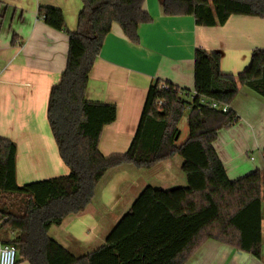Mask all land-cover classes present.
<instances>
[{
  "label": "trees",
  "instance_id": "trees-1",
  "mask_svg": "<svg viewBox=\"0 0 264 264\" xmlns=\"http://www.w3.org/2000/svg\"><path fill=\"white\" fill-rule=\"evenodd\" d=\"M82 3L75 32L67 30L62 11H38L69 38L67 67L51 90L48 121L70 173L20 186L17 145L0 137V248L14 246L17 264H186L212 239L264 263V170L231 181L213 146L221 130L240 120L231 109L240 86L264 98V51H254L250 66L234 76L221 71L219 52L198 48L194 92L155 81L130 148L105 157L99 145L104 128L117 120V108L86 100L90 75L113 24L139 44L140 27L153 20L145 0ZM162 8L168 17L191 16L200 27L223 26L234 15L264 18V0H163ZM187 110L189 137L178 146ZM175 156L183 160L187 186H147L99 248L75 256L49 236L53 227L89 209L110 170L152 169Z\"/></svg>",
  "mask_w": 264,
  "mask_h": 264
},
{
  "label": "crops",
  "instance_id": "crops-1",
  "mask_svg": "<svg viewBox=\"0 0 264 264\" xmlns=\"http://www.w3.org/2000/svg\"><path fill=\"white\" fill-rule=\"evenodd\" d=\"M162 1L145 0L144 10L153 21L140 27L139 44L113 24L90 75L86 100L117 108V120L104 128L99 145L105 157L123 155L130 148L155 81L194 92L198 48L219 52L221 71L234 76L249 66L254 50H264V18L234 15L223 26L200 27L191 16H165ZM0 5V137L17 145V182L23 186L66 176L70 170L53 138L48 102L67 67L69 38L49 27L38 11L41 7L62 11L67 30L75 32L82 0H0ZM231 109L240 120L221 130L213 146L228 178L236 181L264 170V98L240 86ZM168 162L155 168L163 170ZM162 183L164 190L179 187L175 177ZM121 200L115 199L114 207ZM90 209L69 217L70 238L82 243L102 238ZM186 264L264 263L211 239Z\"/></svg>",
  "mask_w": 264,
  "mask_h": 264
},
{
  "label": "rangeland",
  "instance_id": "rangeland-1",
  "mask_svg": "<svg viewBox=\"0 0 264 264\" xmlns=\"http://www.w3.org/2000/svg\"><path fill=\"white\" fill-rule=\"evenodd\" d=\"M188 116L189 110L185 112V115L179 123L181 136L179 138V141L177 142L178 146L182 145L189 137ZM182 164V158L180 156H175L163 166L165 167L163 170H160L161 168L139 169L134 166H127L120 169L110 170L100 182L96 198L91 205L92 210L90 209L89 211V213L94 214L95 218L98 220L101 226L102 238L93 239L91 243H82V239L70 238L72 237L71 229H69L68 231L67 228V225L70 222L69 218H67L61 226L53 227L49 231V236L60 243L64 248H66L75 256H83L91 253L93 250L103 245L108 233L117 224V222L130 210L136 198L147 186L164 189L166 187H164L165 184H163L162 182L175 177L178 182V188L186 187L187 180L181 170ZM116 182H118L119 184L115 185ZM118 198H122V203L117 207H114V200ZM19 264L29 263L21 262Z\"/></svg>",
  "mask_w": 264,
  "mask_h": 264
},
{
  "label": "built area",
  "instance_id": "built-area-1",
  "mask_svg": "<svg viewBox=\"0 0 264 264\" xmlns=\"http://www.w3.org/2000/svg\"><path fill=\"white\" fill-rule=\"evenodd\" d=\"M165 88V87H164ZM214 108H217V104H212ZM228 108H223L224 112H227ZM19 260V253L14 246L3 245L0 248V264H17Z\"/></svg>",
  "mask_w": 264,
  "mask_h": 264
}]
</instances>
